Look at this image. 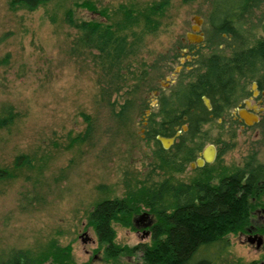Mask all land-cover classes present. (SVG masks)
Masks as SVG:
<instances>
[{"label":"rangeland","instance_id":"374dc122","mask_svg":"<svg viewBox=\"0 0 264 264\" xmlns=\"http://www.w3.org/2000/svg\"><path fill=\"white\" fill-rule=\"evenodd\" d=\"M9 1L0 0V114L13 113L12 121L0 127V166L11 171L0 179V258L12 248L39 252L53 240L71 245L76 264H142L138 251L104 260L87 214L97 201L158 178L153 170L157 142L146 137L142 122L136 120L139 111L134 109L118 127L107 106L96 101L100 71L70 53L75 28L66 21L65 11L70 7L77 19L110 22L120 19L122 7L133 9L140 16L133 28L137 34L130 36L136 38L143 16L150 6L156 7L151 16L160 25L141 36L137 53L151 59L173 48L175 36L189 30L195 14L203 16L206 0H92V12L75 5L82 0H48L33 10L12 9ZM160 1L165 2L157 5ZM263 13L260 0L237 24L252 28L251 42L259 37L256 24ZM153 69L155 83L163 69ZM83 111L95 120L92 142L73 139L86 127ZM205 127L214 135L223 130L225 136L240 130L234 149L225 155L229 165L243 163L250 149L264 161V119L245 131L217 120ZM115 229V240L121 244L150 239V233L136 227L117 223ZM230 239L217 264L264 260V247L256 248L245 237Z\"/></svg>","mask_w":264,"mask_h":264},{"label":"trees","instance_id":"16d2710c","mask_svg":"<svg viewBox=\"0 0 264 264\" xmlns=\"http://www.w3.org/2000/svg\"><path fill=\"white\" fill-rule=\"evenodd\" d=\"M46 1L10 0L9 3L12 9L23 7L33 10ZM248 1L229 0L227 7L218 5L212 17L215 27H219L218 22L222 19L240 18ZM259 1L256 0L255 5ZM164 2L160 1L157 5ZM75 5L91 12L94 9L92 0H82ZM155 8L150 6L143 16L144 21L136 38L130 36L137 34L133 28L139 25L140 16L139 12L135 15L133 9L118 8L122 16L110 22L92 17L77 19L70 7L65 11L66 21L75 28L70 53L95 65L100 71L96 101L107 106L111 116H115L114 123L118 127L126 123L131 112L142 104H138V100L144 99L154 86L151 82L154 72L152 67L157 68V64H154L153 58L147 59V54L137 53L143 41L141 36L154 32L160 25L151 16ZM262 29L263 36L256 38L255 45L247 49L255 50L256 58L264 61V25ZM216 74L217 71L210 72L212 81L219 80ZM12 114L8 111L0 114V127L12 121ZM82 115L87 122L86 127L73 139L83 143L92 142L95 120L90 113L83 111ZM152 124L148 123L149 129L145 133L148 139L156 141L150 128ZM259 167V164L250 166L246 163L240 169L238 179H233L231 175L229 179L218 182L209 178L191 185H172L167 180L143 181L121 196L97 201L87 214V225L92 226L97 237L96 250L102 249V258L106 261L116 260L122 255H133L138 251L142 264H217L230 245V235L251 224L254 201L250 196L254 194L255 188L252 172L258 171ZM10 173V169L0 166V179ZM143 210L155 216L150 239L132 246L117 242L115 224L135 228L133 215ZM0 264L76 263L70 244L61 245L52 240L44 250L36 253L12 248L6 257L0 258Z\"/></svg>","mask_w":264,"mask_h":264},{"label":"flooded vegetation","instance_id":"af4514ba","mask_svg":"<svg viewBox=\"0 0 264 264\" xmlns=\"http://www.w3.org/2000/svg\"><path fill=\"white\" fill-rule=\"evenodd\" d=\"M220 4L227 7L229 0H206V12L203 16L194 15L189 30L175 36L170 45L173 48L152 57L157 69L163 71H158L156 82L144 99L138 100L142 104L135 108L139 111L136 120L142 122L145 131L149 129L148 123H153L150 128L157 142L153 163L156 182L191 185L208 178L224 181L231 175L238 179L246 163L259 164V170L252 172L255 188L250 196L254 201L251 224L230 236L245 237L260 249L264 247V161L258 160L256 149H250L243 155V163L229 165L225 155L234 149V138H238L240 130L225 136L223 130L214 135L205 127L217 120L225 127L244 130L264 119V61L256 58L255 50L247 49L256 42V38L252 42L249 39L252 28L237 25L252 13L256 0L247 2L240 18L220 20L218 28L224 30H219L212 21ZM258 22L261 37L264 13ZM193 25H198L199 30H193ZM187 32L199 34L201 39L194 35L188 38ZM212 71L218 72V81L211 80ZM158 136L170 139L167 146ZM140 212L133 215L134 225L148 235L155 217L151 213L152 222L144 226L147 219L137 218ZM258 238L261 242L257 245ZM260 264H264L263 259Z\"/></svg>","mask_w":264,"mask_h":264},{"label":"water","instance_id":"95a60500","mask_svg":"<svg viewBox=\"0 0 264 264\" xmlns=\"http://www.w3.org/2000/svg\"><path fill=\"white\" fill-rule=\"evenodd\" d=\"M196 18H197V21H198V23L200 22V19H199V17H197L196 16ZM192 29L193 30H199V27H198V25H193L192 26ZM187 34V36H188V38H190L192 35H194V36H197V39L198 40H200L201 39V35H195L194 33H191V32H187L186 33ZM254 118L256 119L257 118V116H254ZM247 123H250V121L249 120H247ZM158 138L162 141V143L165 145V146H167V144H168V142L170 141V139L169 138H166V137H164V136H158ZM201 162V161H200ZM146 218L147 219V221L145 222V223H143V225L144 226H146L147 224H150L151 222H152V216H151V213L150 212H148V211H142V212H140L138 215H137V218ZM137 218H135V220H137ZM83 234H86V231H84L83 232ZM261 242V239L260 238H258V240H257V245L259 244Z\"/></svg>","mask_w":264,"mask_h":264}]
</instances>
